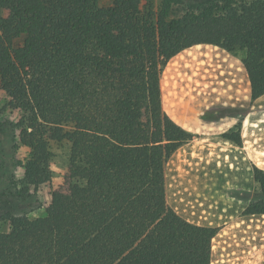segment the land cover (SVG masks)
I'll return each instance as SVG.
<instances>
[{"label": "trees", "instance_id": "1", "mask_svg": "<svg viewBox=\"0 0 264 264\" xmlns=\"http://www.w3.org/2000/svg\"><path fill=\"white\" fill-rule=\"evenodd\" d=\"M175 1L0 0V91L23 113L18 142L29 151L22 192L51 181L49 142L69 145L44 215H6L0 264H211L219 228L166 201L165 165L192 135L163 111L160 75L187 48L238 49L251 99L263 95L264 0L181 16ZM223 138L241 144L237 131ZM253 180L260 198L243 216L264 215V171ZM247 246L231 252L238 264H264Z\"/></svg>", "mask_w": 264, "mask_h": 264}, {"label": "rangeland", "instance_id": "2", "mask_svg": "<svg viewBox=\"0 0 264 264\" xmlns=\"http://www.w3.org/2000/svg\"><path fill=\"white\" fill-rule=\"evenodd\" d=\"M236 1L177 0L172 5V13L175 16H181L188 12L197 13L210 6L217 8L227 2L234 4ZM140 5L142 9L151 6L157 10L159 0H140ZM244 56L245 52L242 50L236 49L228 52L211 45H197L181 51L166 63L161 72L162 99L165 103L179 101L184 105L185 102H193L195 95L198 96L199 100L206 99L207 101L215 100L218 96H224L226 82L232 76V61H242ZM193 103L188 108H193ZM183 110L182 113H185ZM245 111L246 108H243L232 114H243ZM178 113L179 109H176L174 115L171 116L175 122H177ZM22 116V111L11 107L8 97L0 91V233L9 230L6 215L26 216L29 219L44 215L45 208L50 201V193L60 184L62 174L68 163V143L50 141L51 181L40 186L37 190L30 189L28 193L22 192L23 165L29 157L28 149L18 142L19 129L16 125ZM205 127H208L211 135L212 132H215L214 129L220 127V123ZM236 131L237 127L234 126L226 133ZM221 133L218 132L216 137L223 138L225 133ZM211 137L215 139V134ZM224 161L225 153L218 152L215 154L210 151L195 150L191 144L182 146L168 159L165 171H168L170 181H174L171 185V194L175 200V207L187 214L190 219H193L196 212L202 208L199 206L200 200H195L193 191L189 189L192 183L187 181L199 175H225L224 168L218 167ZM215 163L217 167H215ZM223 187L224 185H218L219 191L213 194L211 199H207L209 212L213 214L211 216L214 219H221L218 221L230 220L238 215L234 201L245 202L249 200L252 202L260 198L258 185L253 186V189L248 192L239 188H228V190L223 191ZM222 225L224 224H220V226ZM261 227L257 228L250 224L233 225L231 228L220 232L223 237L219 238L218 236L213 241L215 244L217 241L221 242L217 248L218 260L215 264L240 263L237 255L233 256L231 252L234 250L235 253L236 251L244 253L248 249V239L257 238L262 241L264 250V229ZM254 251L257 250L254 249Z\"/></svg>", "mask_w": 264, "mask_h": 264}, {"label": "crops", "instance_id": "3", "mask_svg": "<svg viewBox=\"0 0 264 264\" xmlns=\"http://www.w3.org/2000/svg\"><path fill=\"white\" fill-rule=\"evenodd\" d=\"M231 71L232 76L226 82L225 95L222 97L218 96L215 100H199L198 96L195 95L194 103L185 102L184 105L179 101L165 103L161 92L162 108L163 111L165 108V114L174 123L192 135V139L182 146L191 144L195 150L210 151L215 154L218 152L225 153V161L218 166L219 168H224L225 175H199L187 181L188 183H192L189 189L193 191L195 200H200L199 206L202 208L196 212L193 219H190L187 214H184L179 208L175 207V200L171 194V185L174 181H170L168 171H165L166 201L169 206L188 222L199 226L219 228L213 240H215L220 232L231 228L233 225L250 224L257 228L262 226L261 228L264 229V215H242V211L249 200L245 202L234 201L238 215L230 220L225 219L223 220L224 222L218 221L221 219H214L211 216L213 214L209 212L207 199H211L212 195L219 191L218 185H224L223 191L228 190V188H239L248 192L253 189V186H257V183L253 180V168L264 171V94L255 100L251 99L248 76L241 60L232 61ZM192 103L193 108H188ZM243 108H246L243 114H232L233 112L237 113ZM176 109H179L177 122L173 120L174 118H171ZM182 109H184L185 113H182ZM217 111L230 112L218 116V114L216 115ZM211 112L212 114H210ZM206 114L213 118L208 117L205 119ZM216 123H220V127L214 129L215 132L211 131V135L215 134L214 139L209 134L208 127L205 126ZM234 126L237 127V132L240 136V145L225 138L216 137L218 132H222L221 134L226 133ZM182 146L177 150H180ZM213 158L216 162L215 156ZM215 167H217L216 163ZM220 224L224 225L220 226ZM262 243L257 238H252L248 239L247 245H251L252 248L262 253L264 260ZM248 250L250 251V248ZM216 260H218V251H213L212 249L211 264H215Z\"/></svg>", "mask_w": 264, "mask_h": 264}]
</instances>
